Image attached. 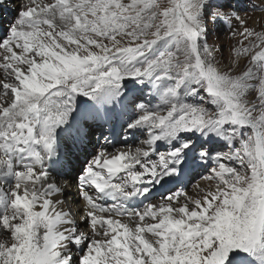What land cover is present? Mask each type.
I'll use <instances>...</instances> for the list:
<instances>
[{
    "label": "snow or ice",
    "instance_id": "6c2138e0",
    "mask_svg": "<svg viewBox=\"0 0 264 264\" xmlns=\"http://www.w3.org/2000/svg\"><path fill=\"white\" fill-rule=\"evenodd\" d=\"M249 12L264 0H0V264H264Z\"/></svg>",
    "mask_w": 264,
    "mask_h": 264
},
{
    "label": "rangeland",
    "instance_id": "374dc122",
    "mask_svg": "<svg viewBox=\"0 0 264 264\" xmlns=\"http://www.w3.org/2000/svg\"><path fill=\"white\" fill-rule=\"evenodd\" d=\"M249 16L252 17V20L250 21L251 24L256 22V21L264 19V14L257 13V12H249ZM209 43L222 44L224 46V54H225V56H227L228 50H229V49H227V46H229L230 43H231V45L234 44L235 41L230 39L227 30H224V31L219 32V33H213L209 37ZM193 175H195V174H193ZM190 181H191L190 187H189L190 194H192L191 189L196 183H200L201 186H206V184L208 183L206 181H202L200 179L199 175L192 176Z\"/></svg>",
    "mask_w": 264,
    "mask_h": 264
},
{
    "label": "bare ground",
    "instance_id": "6f19581e",
    "mask_svg": "<svg viewBox=\"0 0 264 264\" xmlns=\"http://www.w3.org/2000/svg\"><path fill=\"white\" fill-rule=\"evenodd\" d=\"M257 22H258V25H264V19L259 20V21H256V22H254V23H252V24H257ZM230 47H231V43L229 44V46H227V49H229ZM193 176H196V174L193 175ZM191 177H192V176H191ZM191 177H190L189 179H191ZM189 187H190V184H189ZM73 191H75V189H74ZM78 206H79L78 203H77L76 205H74V207H78Z\"/></svg>",
    "mask_w": 264,
    "mask_h": 264
}]
</instances>
